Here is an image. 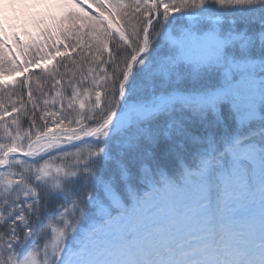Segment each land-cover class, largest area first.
Wrapping results in <instances>:
<instances>
[{
    "label": "snow or ice",
    "instance_id": "obj_1",
    "mask_svg": "<svg viewBox=\"0 0 264 264\" xmlns=\"http://www.w3.org/2000/svg\"><path fill=\"white\" fill-rule=\"evenodd\" d=\"M0 264H264V0H2Z\"/></svg>",
    "mask_w": 264,
    "mask_h": 264
},
{
    "label": "trees",
    "instance_id": "obj_2",
    "mask_svg": "<svg viewBox=\"0 0 264 264\" xmlns=\"http://www.w3.org/2000/svg\"><path fill=\"white\" fill-rule=\"evenodd\" d=\"M91 11L96 12L97 10H96L95 8H92ZM21 40L24 41V42H26V38L23 37V36H21ZM9 44H10V46H13L11 41H9ZM13 47H14V46H13ZM16 51L18 52L19 49H16ZM49 51H52V50L49 49ZM78 51H79V50H78ZM31 55H36V52H35V51H32V52H31ZM71 55H72V57H74V58H76V59H79L77 53H71ZM57 61H60L61 64L67 63L68 67H67L66 69H65V68H62L61 70L67 72L69 75H70L71 73H73V72H76V73H78V74H80V73L87 74V70H88L89 67H93V68L96 67L94 64L91 63V61H90L87 57H86L85 61H83V62H82L81 64H79V65L73 64L70 60H68L67 57H60V56H58V57H57ZM53 63H56V61H53ZM50 66H51V65H50ZM32 71H36V72H38L39 70L33 68ZM18 79H22V77H19ZM66 79H67V77H66ZM41 83H42V84L45 83L43 79L41 80ZM45 87H48V85L45 84ZM33 88L35 89V84H33ZM33 95H34V98H37V99H38V102H41V101L39 100L38 93H37L35 90H34ZM12 99H13V100H16L17 98H16L15 96H13ZM23 99H24L25 101H27V96H26V94L24 95ZM29 107H30V105H29ZM39 115H40V113L37 112V116H39ZM226 115H227V113H226ZM228 123L231 125V124H232V121L229 119V120H228ZM194 131L196 132L197 135L202 134V130L199 129V128L194 129ZM214 131H216L217 133H219L220 130H219V129H216V130H214ZM166 149H167V145H166V144H161V145L157 146V148L155 149V152H156V154L159 156V155H160L161 153H163ZM194 150H195V149L192 148L191 146L189 147V151H190V152H191V151H194ZM166 163H168L169 169L171 170L172 167H173L172 164H171V162H166Z\"/></svg>",
    "mask_w": 264,
    "mask_h": 264
},
{
    "label": "rangeland",
    "instance_id": "obj_3",
    "mask_svg": "<svg viewBox=\"0 0 264 264\" xmlns=\"http://www.w3.org/2000/svg\"><path fill=\"white\" fill-rule=\"evenodd\" d=\"M0 2H2V0H0ZM41 64L45 63L44 61L40 62ZM50 66V65H49ZM17 79L19 78V76L16 77Z\"/></svg>",
    "mask_w": 264,
    "mask_h": 264
}]
</instances>
